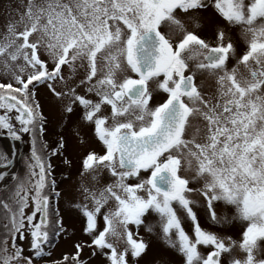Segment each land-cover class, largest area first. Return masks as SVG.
Segmentation results:
<instances>
[{"label":"snow or ice","instance_id":"6c2138e0","mask_svg":"<svg viewBox=\"0 0 264 264\" xmlns=\"http://www.w3.org/2000/svg\"><path fill=\"white\" fill-rule=\"evenodd\" d=\"M208 9L239 29L243 51L218 24L215 43L200 34ZM12 11L0 38L11 70L0 135L27 137L29 149L23 174L11 171L15 147L0 151V264H37L67 233L52 158L72 162L63 135L50 151L44 140L39 86L102 146L83 156L80 199L70 197L91 242L63 264H87L84 247L108 264H139L149 249L141 228H158L182 264H264V0H21ZM201 206L212 226L238 224L239 239L206 229Z\"/></svg>","mask_w":264,"mask_h":264},{"label":"rangeland","instance_id":"374dc122","mask_svg":"<svg viewBox=\"0 0 264 264\" xmlns=\"http://www.w3.org/2000/svg\"><path fill=\"white\" fill-rule=\"evenodd\" d=\"M21 0H0V38H2L4 32L6 31V24L9 19V15L15 16V12L12 11L15 9ZM10 6V7H9ZM207 19V18H206ZM211 21H218L217 16L215 17L211 14ZM222 20V18L220 19ZM223 21V20H222ZM227 32L229 36L239 37L238 28H229L227 25ZM231 35H230V34ZM213 40V37H210ZM239 39V38H238ZM240 45L242 46V51L244 49L243 41L241 40ZM65 74L67 75V69H65ZM11 80V70L5 69L3 63L0 62V82H9ZM58 90L60 85H57ZM37 99L40 101L42 110L46 117L48 118V131L44 136V140L54 147L53 141L58 139L59 135H63L67 141V151L65 156L71 160V167L64 164L61 159L53 157V172L52 177L56 179L58 184V190L64 193L63 197L59 201V207L61 210V215L64 219V225L67 229L66 234H62L60 238L57 239V242L54 245V248H47V251H50L51 255L45 257L43 260L37 261V264H62L63 257L65 255L72 256L75 254L76 249L74 247L77 243L88 244L91 242V237L83 232L84 218L81 213L71 207V198L80 199L79 194L76 192V188L80 183L79 170L82 163V154L88 149V142L90 135L87 134V127L78 123L79 115H74L71 117L70 121H65L61 118L60 106L55 102L49 91L44 86H39L37 89ZM78 131V132H77ZM84 134L81 135L80 132ZM84 141L83 143L81 141ZM5 151L9 150V143L6 139H1ZM21 152L18 157V166L13 168V171L16 173L23 174L24 172V160L23 157L27 155L29 149L28 138L25 137L22 140V143L18 142ZM71 176V180H67L66 177ZM87 180V178H86ZM194 199H200L199 197H193ZM203 205V201L201 200ZM198 212V216L202 225L206 229L212 231H217L220 234L230 235L233 239H239L240 237V226L237 224L235 226H227L225 228H220L212 226L205 212V207L201 206L195 209ZM217 212L221 215H227L229 218L233 215L234 209L225 207L223 205L217 206ZM27 212L31 211V208L26 210ZM38 220V217H37ZM155 217L150 215L149 221L154 222ZM186 227H190L189 222H185ZM140 235L149 244L148 254L139 261V264H163L164 261H168V264H182V257L173 249H170L160 237L159 229L157 228L154 233L149 234L143 228L140 230ZM30 240V234H28ZM19 244L20 241L17 240ZM28 242H24L25 254L28 252ZM202 251H207V249H202ZM237 255H241L239 252ZM81 259L87 261V264H108L107 259L97 253L93 256L92 249L89 247H84L81 251Z\"/></svg>","mask_w":264,"mask_h":264},{"label":"flooded vegetation","instance_id":"af4514ba","mask_svg":"<svg viewBox=\"0 0 264 264\" xmlns=\"http://www.w3.org/2000/svg\"><path fill=\"white\" fill-rule=\"evenodd\" d=\"M211 14H213L215 17L217 16V18H218L219 20H218V21H214V22H213L212 24H210V25H206V26L200 31V34H201L202 36L208 38L209 40H211L210 37H213L212 34H213L214 28H215V26H216L217 24L220 25V26H222V27H224L225 30L227 31V24H226V22L220 20L221 18H220L215 12H214L213 9H208L207 11H204V12H201V13H200V15H202V16L205 17V18H207L208 20H210V18H211ZM227 33H228V32H227ZM229 34H230V33H229ZM231 34H232V33H231ZM231 34H230V35H231ZM231 37H232V36H231ZM232 38H233L234 42L237 44L238 51H242V46L240 45L241 40L238 39L239 37L234 36V37H232ZM211 41H212L213 43H215L214 39L211 40ZM234 64H235V60H234V59L229 61V67H232ZM202 79H204V77H200V76L197 77L198 82H199L200 80H202ZM211 88H214V83H213L212 81H210V80H206V81H205V89H206V90H210ZM156 99L159 100V99H161V97H160V96H157ZM78 115H79V112H78ZM84 126L88 128V129H87V134L89 133V135H90V138H89V139H90V140H89V142L87 143V144H88V149L82 154V158H83V156H84L88 151L95 150V151H97L98 153L102 152V146H101V144L99 143V141H97V140L95 139L94 134H93V129H92V127H91V126H87V125H84ZM77 132H78V131H77ZM79 132H80V131H79ZM80 134L84 136L83 133L80 132ZM61 135H62V134H61ZM56 242H57V240L54 241V245H55ZM51 248H54V246L51 247Z\"/></svg>","mask_w":264,"mask_h":264},{"label":"bare ground","instance_id":"6f19581e","mask_svg":"<svg viewBox=\"0 0 264 264\" xmlns=\"http://www.w3.org/2000/svg\"><path fill=\"white\" fill-rule=\"evenodd\" d=\"M6 141L9 143V148L14 146L15 150H16L15 156L11 157L13 159V161H14L12 169H11V171H13V168H16L18 166V156H19V154L21 152V149H20V146L18 145L19 144L18 142H13L9 138H6Z\"/></svg>","mask_w":264,"mask_h":264},{"label":"trees","instance_id":"16d2710c","mask_svg":"<svg viewBox=\"0 0 264 264\" xmlns=\"http://www.w3.org/2000/svg\"><path fill=\"white\" fill-rule=\"evenodd\" d=\"M0 151H5V148L3 144L1 143V141H0ZM4 234H5V230L2 227H0V238H3Z\"/></svg>","mask_w":264,"mask_h":264},{"label":"water","instance_id":"95a60500","mask_svg":"<svg viewBox=\"0 0 264 264\" xmlns=\"http://www.w3.org/2000/svg\"><path fill=\"white\" fill-rule=\"evenodd\" d=\"M6 138H9V137H7L6 135H0V139H6ZM10 139V138H9ZM17 142H20V143H22V141H17ZM19 157V156H18Z\"/></svg>","mask_w":264,"mask_h":264}]
</instances>
